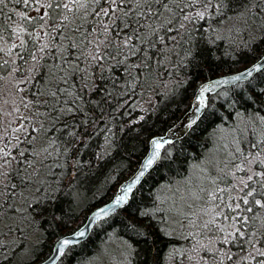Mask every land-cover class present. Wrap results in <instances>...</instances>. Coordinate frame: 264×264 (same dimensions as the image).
<instances>
[{
	"label": "snow or ice",
	"instance_id": "6c2138e0",
	"mask_svg": "<svg viewBox=\"0 0 264 264\" xmlns=\"http://www.w3.org/2000/svg\"><path fill=\"white\" fill-rule=\"evenodd\" d=\"M223 19L235 20V30L252 33V41L259 33L264 43V0H0V264H9L22 247L12 233H23L20 225L34 223L33 213L45 210L39 207L43 198L31 197L33 188L55 191L42 187L49 149L54 144L87 146L111 116L113 103L119 111L138 91L151 88L154 78L174 73L177 48L188 44L191 53L194 33L208 32L211 22ZM260 71L264 56L211 86L234 84ZM209 90V85L201 86L186 127L197 123ZM257 96L264 97V89ZM168 143L164 137L150 141L134 179L121 185L88 226L72 234L77 239L58 241L51 264L79 243L96 220L127 204L149 170L172 162L170 152L162 153ZM214 169L203 178L206 185L192 194L210 205L200 227L212 236L207 243L197 240L188 260L264 264V136L247 148L236 140L234 150Z\"/></svg>",
	"mask_w": 264,
	"mask_h": 264
},
{
	"label": "trees",
	"instance_id": "16d2710c",
	"mask_svg": "<svg viewBox=\"0 0 264 264\" xmlns=\"http://www.w3.org/2000/svg\"><path fill=\"white\" fill-rule=\"evenodd\" d=\"M229 24L230 28L223 31ZM235 27V20L223 19L211 22L208 32L194 33L191 53L188 44L173 53L175 72L154 78L151 88L142 94L138 91L119 111H115L117 105L113 103L111 116L99 124L98 134L87 146L54 144L49 149L52 156L45 164L50 167L42 169L41 176L47 180L42 187L47 189L50 185L55 191H40L38 198L43 199L39 207L45 210L33 213L34 223L25 221L20 225L23 233L12 234L22 246L26 240L35 239L33 255L18 262L21 247L11 255L9 264H37L45 260L57 239L80 228L89 213L108 202L119 184L137 170L150 139L163 135L182 117L202 82L239 72L264 54L259 33L257 40L252 41V33L237 32ZM261 89H264V71L209 95L206 110L195 126L162 150L171 153L172 162L165 168L151 169L133 192L129 204L96 222L88 238L69 247L56 264H84L109 234L123 239L132 248L130 264H165L167 251L185 241L167 235L151 213L158 189L172 186L187 176L190 166L212 147L215 135L234 122L239 123L236 134L242 147L260 141L264 136V122H259L264 117V102H261L264 97L257 93ZM104 109L106 113L110 111L107 105ZM143 212L149 215L143 217L140 215ZM187 257L184 253L177 264H193Z\"/></svg>",
	"mask_w": 264,
	"mask_h": 264
},
{
	"label": "rangeland",
	"instance_id": "374dc122",
	"mask_svg": "<svg viewBox=\"0 0 264 264\" xmlns=\"http://www.w3.org/2000/svg\"><path fill=\"white\" fill-rule=\"evenodd\" d=\"M230 24L223 28L227 31ZM260 123L264 122L261 119ZM238 122H234L231 127L219 131L214 138L212 147L204 154L203 158L190 166L187 176L174 182L172 186H162L156 193V206L150 209L151 213L161 222L163 230L169 236L185 241L184 246L170 248L166 253L165 264H177V260L184 256L193 255L191 249L197 240L207 243L211 238V233H206L200 225L208 219L204 211L210 205L204 200L193 199L192 194L198 192L201 186L206 185L203 178L209 171L214 173V166L217 161H223L229 151H233L234 142L237 140L236 134ZM203 170V171H202ZM42 174V172H41ZM39 186V185H38ZM40 192V191H39ZM39 192L33 188L32 198H38ZM195 221V224L192 222ZM12 234L19 233L13 232ZM28 234V233H27ZM175 234V235H174ZM36 240L33 242L25 241L19 261H27L32 257V249ZM132 248L123 240L113 234L107 235L95 254L85 260L84 264H130L129 258ZM40 263V262H39ZM37 263V264H39Z\"/></svg>",
	"mask_w": 264,
	"mask_h": 264
},
{
	"label": "water",
	"instance_id": "95a60500",
	"mask_svg": "<svg viewBox=\"0 0 264 264\" xmlns=\"http://www.w3.org/2000/svg\"><path fill=\"white\" fill-rule=\"evenodd\" d=\"M262 56H264V54H263ZM262 56H261V57H262ZM261 57H260V58H261ZM260 58H259L256 62H254L253 64H251L250 66H248L247 68H245V69H243V70H241V71H239V72H235V73H231V74H227V75H223V76H218V77H215V78H212V79H209V80H206V81L202 82V83L198 86V88L196 89V91H195V93H194V95H193V98L191 99L189 109L184 113V115L182 116V118L180 119V121L177 122L174 126L170 127V128H169V129L163 134V135L155 136V137L151 138L150 141L153 140V139H155V138L164 137L165 139L170 140L171 143H173V142H175V141H177V140L182 139V138H183V137H184V136H185V135L191 130V128L195 126V125H193L191 128L186 127L187 123L190 122V121L188 120V117L191 116L192 113L195 111L196 101H197V96H198V94H199V90H200L201 86H203V85H209V86H210V90L204 93L205 107H204L200 112L196 113V115L199 116V119H200V117L203 115V113H204L205 110H206L207 102H208V96H209V95H211V94H213V93L219 91V90L222 89V88H225V87H228V86H232V85H236V84H238V83H241V82H244V81H246V80H249V79H251L255 74H257L258 72H254L253 75H252L251 77H248V78H246V79H244V80H242V81H240V82L234 83V84H220V85H218V86H211L212 83H213L214 81H219V80L229 79V78H231V77H233V76H236V75L240 74L241 72H244L246 69H249V68H251L254 64H256V63L260 60ZM199 119H198V120H199ZM197 122H198V121H197ZM150 141H149V144H148V146H149L148 151H147L146 155L144 156V158L141 160V162H140V166H141V164L143 163L145 157L148 155L149 151L151 150V144H150ZM171 143H168L167 145H169V144H171ZM167 145H166V146H167ZM140 166H139V168H140ZM138 170H139V169H138ZM149 171H150V170H149ZM137 173H138V171H137L136 173H134L133 175L129 176V177H128L127 179H125L123 182H121V183L119 184V186H118L116 192L114 193V196H113L108 202H106V203H104V204H102V205L96 207L95 209H93V210L89 213V215L87 216L86 221L84 222V224H83L80 228H78L77 230H79V229H81V228H85L86 226H88V225H89V220H90V218L93 217V214H94L95 212H97L99 209H101V208H106L108 205H110V204L112 203L114 197L118 194L121 185H125V184H127V183H130V182L134 179V177H135V175H136ZM141 179H142V178H141ZM138 185H139V183L136 184V186L133 188V191L136 189V187H137ZM132 193H133V192H132ZM132 193H131V194H132ZM131 194H130V196H129V200H130ZM129 200H128V202H129ZM126 205H127V204H125L123 207H125ZM123 207H122V208H123ZM122 208H118L115 212H117L118 210H120V209H122ZM115 212L110 213L108 216L103 217L102 219H98V220H96L95 223H93L90 227L87 228L86 235H85L84 237H80V238H78V239H79V243L85 241V240L88 238V236L90 235V233H91V231H92L94 225L96 224V222H98V221H100V220H103V219H106V218L110 217V216L113 215ZM77 230H75L74 232H76ZM74 232H72V233H70V234H68V235H65V236L59 238L58 240H56V241L54 242L53 246H52V250H51V253L49 254V256H48L44 261L40 262L39 264H51L50 257H52L53 255H55V253L53 252V248L55 247V245L58 243L59 240H61V239H63V238H66V237H71V238H73V239H77L76 237L72 236V234H73ZM79 243L71 244V245H69L68 247L73 246V245H76V244H79ZM66 249H67V248H66ZM66 249H65V250H66ZM58 261H59V260H58ZM58 261H57V262H58ZM57 262H56V263H57Z\"/></svg>",
	"mask_w": 264,
	"mask_h": 264
},
{
	"label": "bare ground",
	"instance_id": "6f19581e",
	"mask_svg": "<svg viewBox=\"0 0 264 264\" xmlns=\"http://www.w3.org/2000/svg\"><path fill=\"white\" fill-rule=\"evenodd\" d=\"M183 115H184V114H183ZM183 115H182V116H183ZM181 118H182V117H181ZM181 118H180V119H181ZM180 119H179L177 122H179ZM177 122H176V123H177ZM176 123H175V124H176ZM175 124H174V125H175ZM174 125H173V126H174ZM139 166H140V165H139ZM139 166H138L137 170H136L134 173H136V172L138 171ZM149 172H150V171H149ZM134 173H133V174H134ZM133 174H132V175H133ZM146 174H147V173H146ZM145 176H146V175H145ZM145 176L141 179L140 183L143 181V179L145 178ZM140 183H139V184H140ZM138 186H139V185H138ZM138 186H137V187H138ZM137 187H136V188H137ZM135 190H136V189H135ZM135 190H134V191H135ZM134 191H133V192H134ZM132 194H133V193H132ZM132 194H131V196H132ZM130 200H131V197H130ZM130 200H129V202H130ZM129 202L127 203V205L129 204ZM127 205H126V206H127ZM126 206H125V207H126ZM123 208H124V207H123ZM174 235H175V234H174ZM57 240H58V239H57ZM73 246H74V245H73ZM70 247H71V246H70ZM68 248H69V247H68ZM68 248H67V249H68ZM67 249H66V250H67ZM66 250H65V251H66Z\"/></svg>",
	"mask_w": 264,
	"mask_h": 264
}]
</instances>
